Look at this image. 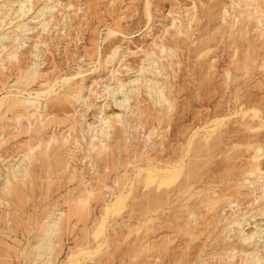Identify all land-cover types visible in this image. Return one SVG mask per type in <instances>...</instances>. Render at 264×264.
Wrapping results in <instances>:
<instances>
[{"label": "rangeland", "instance_id": "obj_1", "mask_svg": "<svg viewBox=\"0 0 264 264\" xmlns=\"http://www.w3.org/2000/svg\"><path fill=\"white\" fill-rule=\"evenodd\" d=\"M55 1H57V3L59 2L60 4L57 6L58 9L56 12H54V15L52 17L53 25H51V28H50L52 32L49 30L48 31V33L50 32L49 34L42 33L39 30V25L37 26L35 25L36 28L34 31L32 30V31L27 32L29 42H28V39H26L25 43H23L19 47L20 52L18 53L19 55L17 54L19 60L17 59L16 61H12V63L8 62L9 65L5 61L3 64L4 67L2 68L0 67L1 69L4 68L3 72L0 69V71L2 72L0 73V99L4 95L10 94V92L14 93L16 91V87L13 86L15 85L14 81L16 77L24 69L33 66L32 64H35V66L37 65L35 68L37 69V71H39L38 80L35 81L34 85L31 84L29 87H26L27 89L23 91V96H27L30 93L32 96L35 95V93H37L36 88L40 86L39 83H43L42 86H45L46 84H48L47 79H50L49 83L53 84L54 81H60L63 77L69 76L70 83L74 84L76 82L75 85L77 87H82L83 85L81 90H83L84 92L81 91L82 92L81 95L83 94L82 97H85V98L83 99L82 97L81 98L77 97L78 99L77 98L71 99L69 100L70 102L69 101L66 102L62 98L61 99L59 98V100L58 99L56 100L54 98L55 94H48V95L44 94L41 96V102L42 104H45V105L40 109V111H38L40 112L41 115L35 114L33 117L31 116V114L27 113L28 115L26 114L24 115V117L22 116L18 118L16 116L17 113L15 112H9V111L6 112L4 111V108L1 109L2 111L0 110V113L1 112L4 113V114L2 113V115L0 114L1 115L0 116V119H1L0 120V123H1L0 124V173H2L1 172L2 169L3 170L5 169L3 167L5 164H8V162L10 161L13 162L21 156L22 153L20 151H22L25 148V146L27 147L28 145H31L33 143L34 144L39 143L41 144L42 147H44L43 145H46L48 141L50 142L51 140L50 144L48 143L49 145L52 144V140L54 141L53 142L54 144H52L54 147L51 145L48 149L49 152L47 151L49 154L48 158L44 159L42 162L37 161V168H36L37 177L35 176L34 177L35 179L33 178L34 179L33 180V183H34L33 190L35 187L37 189L35 188L34 191L33 190L26 191L27 195L24 198L28 201L25 200V202L22 203L21 205V207L23 206L22 208H20V206L16 205L15 203L14 205L12 204V208L10 207L9 212H13V215L16 214L17 216L16 218L12 219L14 220L13 221L14 224L10 223L12 222L11 220L5 223V219L0 218V233H1L0 239H2V241H0V244H1L0 245V253H1L0 257L2 255H3L2 256L3 258L7 257V258H4V260L1 257L0 262L7 261L6 264H29L30 262H29V258H28L29 256L27 252H28L30 245L34 243V241L32 240H34L33 238L35 235H37V232H38L37 223H39L43 219V217L45 216L44 213L49 214L51 213V211L55 210L56 208H62V207L65 208L64 206L65 203L63 204L64 202L63 198L65 200L70 195L72 194L75 195L76 193H78L77 191H80V189H82L84 186L90 185V186H93V188H95V193H97L95 199L91 202V206H93L92 210H94L93 211V216H94L93 223L88 221L87 222L88 225L85 226L83 222L81 221L76 222L75 219L72 218L74 222L71 220L68 226L69 229L68 227H66L64 231L65 233L63 232L61 245L63 246L64 243L65 245L63 247L61 246L63 249L60 247L61 249H59V252L61 251L62 252L58 253L57 259L54 264H60V263L61 264H98V263L99 264H103V263L104 264H140L141 262L145 264L144 263L145 261H146V264H207V263L208 264L210 263L212 264H223V263L224 264H234L235 260L236 262L238 261V264H239L240 263V260H238L239 256L235 257L231 261L225 260V258L227 256V253L228 255L231 254L230 251H232V253L237 252V250L244 249V247H245V250H248V251H251L257 247L258 248V249L256 248L257 255L260 254L259 256L261 257V264H264L263 263L264 262V231L261 234L262 239L256 238V242H259V243H256V245L254 243H252L253 245L250 244L252 247H250V245H248L249 246L248 247L247 244H244L241 241H239L234 232L233 233L231 232L230 239H226V238L224 239V236L226 235L224 233L225 229L229 227L232 220L234 221V218H236L235 220H237V218L239 220L249 218L248 223L243 224L244 225L243 229L246 232L249 230L252 231L253 229H255V227L264 228V197H263L264 195L262 194V192L260 193L261 191L260 189L255 190V188H253L251 185L250 187L249 183L243 178L244 172L251 166V165L249 166V164H254L256 162L257 164H261V166L259 165V167L262 169V171L264 170V155H263L264 154V41L261 37H259L258 30L255 29V27L252 29V27L255 26L257 22H255L253 18H248L246 20L247 17L245 16H243L245 17V19L242 18V21L244 22L240 21L241 16L238 17V20L235 19L234 17L237 14V7L235 8L234 4L231 3L233 0H114V1H111V0H55ZM242 5H243V2L240 3V6ZM221 6H224V8L228 10L224 9L223 11L222 10L223 7ZM227 6H229V8ZM263 6H264V1H262V7ZM190 12L191 13L195 12L194 17L192 18L193 21L191 22H189V18L191 16ZM185 16H186V20H185ZM173 17L174 18L177 17L176 19H179L180 23H182V25H185L182 28H183V31L185 32L187 31L186 34L183 31L181 33H177V24L175 25L172 24ZM233 18L235 20H233ZM222 19L226 20L227 22L223 21ZM251 19L253 23L251 22ZM221 20L222 22H225V23L223 24ZM35 21L36 19L31 20L30 22L35 23ZM238 21H240L242 25ZM249 21L251 24H254V25H251ZM235 22L237 25H235ZM32 23L30 24V26L34 25ZM188 23H191V24L188 25ZM247 26H250V28ZM188 30H190V32ZM255 30L257 32L254 33L253 35V32H255ZM60 33L62 34L60 35ZM147 34L148 35L150 34L151 36L150 35L148 36ZM231 34L232 35L234 34V35L232 36ZM50 36H51V39H50ZM184 36L186 39L184 38ZM248 36L249 37L251 36V37L248 38ZM254 36H255L256 42L254 40ZM154 37H155V41H154ZM41 39L42 41L40 42ZM161 40L163 43L161 42ZM258 40L260 41L257 42ZM33 41H36L37 44L36 42L33 43ZM160 43H162L164 46L166 45L165 48H167V50L168 49L171 50L172 48L171 51L168 50L169 56L167 55L168 53L160 54V50L158 46H156ZM253 44L256 46L259 45L258 48H256V46L254 47ZM35 46H37L38 51H39V55H37L38 58L37 56L34 55L37 50ZM237 46H239V48ZM254 48H255V51H254ZM111 49L113 50L116 49L117 55L114 60L106 62L105 61L106 56L112 51ZM225 49H227V51ZM237 50L241 51V53L238 52ZM150 51L155 52V54L157 53L156 56L157 55L159 57L162 56V58L158 59V62L160 66L162 65L161 71L163 74H158L155 76H153L152 73H148V72H146L145 74L146 76L149 75L147 77H154L156 80L160 79L157 81H160L161 82V83L159 82L160 84L163 83L162 84L163 87L165 86L164 91L169 101L171 102L172 106L163 107L164 106L163 105L161 106L162 107L161 108L158 105H154L155 107L154 106L151 107V105L153 104L151 100L149 99L148 95L145 96L147 94L145 89L142 88V90H144L143 92L141 91V89L138 90L136 93H133L131 95L133 98L132 99L130 98L128 101L130 105L137 103L136 107H132L133 108L132 111L134 113L132 114L130 113V110H127V109L125 110L127 112L126 114L127 119L130 118L129 121L131 123V126H134V124H138V122H141V127L139 126L136 129V130H139V129L140 130L137 132L133 130L132 127H130V128H127L128 130L122 132L121 130L119 131V128L120 129L122 128V127H119L120 124L119 123L117 124L116 122H114V126L115 125L116 126L115 128H113V130H111V133L112 131L113 133L111 134L109 138L110 140L108 141V143L114 140L115 142L114 143L112 142L113 144L110 143V145L111 146L113 145V146L112 147L110 146V148H107V149H111V151L109 152V150L107 151L106 149V151L102 154H96L95 152L91 151V155H92L91 163L89 162L90 161L89 159L80 160L82 156L80 157L79 154L80 152H82L81 155H83L84 150H81V149L78 150L76 148L77 145L74 143V140L75 138L76 139L79 138V140L81 139L80 144L82 145V147L86 148L85 147L87 146L86 141L88 142L89 140L88 136L91 135L90 134L91 132H89L88 124H94V125L97 124L96 121H98V119L101 116H103L104 113L105 115L107 114L110 115L112 113L116 114V113L122 112V110L125 112V110L120 108L119 106L116 107V105L113 103L114 102L113 98L111 96L108 97V94L105 95L101 88H103L104 85H110V87L114 85L116 80L111 79L112 75H115L116 79H121L122 82L124 83H129L131 80L135 79L138 75L137 73H139V70H138L139 67L141 68V66L145 63L144 54ZM235 51H237L236 53H238L237 54L238 57L236 56ZM33 52L34 54H32ZM239 53H240V57H239ZM0 54L2 56L4 55L2 53ZM232 55H234L235 57ZM122 56H124V59H122L123 58ZM165 57L166 58L168 57V59H170V60L166 59L167 62L169 61L168 63L165 61L164 59ZM232 57H233V60L231 59V61L235 63H232L231 65L230 58ZM236 57L238 58V60L236 59ZM258 57H260V59ZM34 58H36V60ZM26 60L27 61L29 60V62L27 63ZM161 60L163 62H161ZM208 62L210 63L209 66H208L209 64ZM14 63H16V65ZM177 63L179 66L177 65ZM108 64H111V65H108ZM19 66L23 68H20ZM227 66L230 69V71H228L229 69L226 68ZM7 67L10 69L12 67L14 68H12L9 71ZM115 68L117 69V71ZM210 68L212 71L210 70ZM80 71L82 74L80 73ZM115 71L118 73H116ZM44 72L46 75L44 74ZM227 72L231 74L229 77V80L225 79L227 78V75H226ZM53 73L55 74V76L57 75L56 78ZM207 74H208V77H207ZM70 75H73V76H70ZM223 75L224 77H221ZM4 77L6 78V80ZM210 77H212L213 79L211 80ZM223 79H225L227 83ZM209 80L212 82H210ZM222 80L225 83H223ZM92 82L93 83L95 82L94 85ZM223 84L225 85V87ZM12 86L14 88H12ZM94 88H95L96 93L94 92L93 94H91L92 92L90 93L88 90L89 89L93 90ZM221 88L225 92L221 90ZM55 89L56 90L58 89L57 92L59 93L62 92L61 82L55 85ZM59 89L61 92L59 91ZM135 94H137L138 97ZM93 95L95 98L93 97ZM117 97H118L117 100H119L120 95L118 94ZM110 98L111 100H109ZM104 100L106 101V103ZM137 100L139 101L137 102ZM50 101H53V102H50ZM72 101L75 103L73 104L74 107L71 105L73 103ZM90 102L92 103L93 106H91ZM96 102H99V103L97 104ZM65 104L67 105L65 106ZM103 104L104 106L106 104V106L104 107ZM54 105H57V106H54ZM47 108L50 113L48 112V110H46ZM84 108H87L86 109L87 112ZM130 108L131 107H128V109ZM167 108L168 109L170 108L169 111ZM151 109H153V111ZM155 109L156 111H154ZM137 110H138V114L136 113ZM41 111H45V112H41ZM164 111H168V112L164 113ZM142 113H143V116H142ZM77 114L80 117L76 116ZM159 114H161L163 117H161V115ZM66 115L69 117H67ZM139 115L141 116L139 117ZM41 116L44 119L42 121L43 123H42L40 130L37 132H33L32 134L31 132H28L27 129H33V130L36 129V126L34 124L36 120H38L37 117L39 118V120L42 119ZM83 117L85 119H82ZM27 118H28V121H27ZM143 119H145L144 120L145 124L142 123ZM218 119H219V122L217 121L213 122V120H218ZM18 120H22V121L18 122ZM159 121H161V123ZM25 123L26 124L28 123L29 125L28 124L25 125ZM71 124L72 126L70 129ZM13 126H15V128ZM79 126L82 128H80ZM85 127H87L88 129L87 128L85 129ZM151 127L156 132H154L153 134L154 136L152 135L151 139L153 140L150 139V141L148 142V140L146 141L145 137L148 131L152 129ZM212 128H215V129L211 130ZM80 129L82 130L80 131ZM72 132L73 134H71ZM124 133L126 135H124ZM42 134L43 136H41ZM62 134L64 137L65 136L68 137L67 144L63 142L64 138ZM114 134L116 135L114 136ZM51 135H54V136H51ZM72 135L73 137H71ZM76 135H78V138L75 137ZM30 136H34V137H31L32 139L29 140ZM125 136H127L126 140L128 143H130V145H127V143L124 142L123 139ZM140 136H142L143 138ZM191 136L193 137L192 144H191V151L189 152V156L185 158L186 164L188 163V160L190 161L192 160L191 161L192 169L189 172V174L186 171V169H183L182 171L183 173L181 172L175 179L169 178L168 180H165L163 182L164 185L160 184L159 183L160 180L157 178L152 183L146 185V183H144V181L142 180L144 178L142 176L143 172L140 173V175L139 174L137 175L135 167L137 165L145 166L146 162L148 161L149 162L151 161L150 162L151 165L152 164L170 165L171 163H174L176 159H178L179 155L183 154V151L186 149L187 142ZM38 140H40V142H38ZM140 140H142V142ZM119 141L120 142L123 141V142L120 143ZM61 142L63 143L61 144ZM118 142L119 144H117ZM123 143H126L127 145L125 149H123L122 146L121 147L119 146L120 144H123ZM204 143H205V146L201 145ZM138 144L140 145L137 147ZM62 146L64 147L63 149H62ZM143 146H146V148ZM259 146L262 148V151H260L262 153H260L259 151L257 153L256 149ZM71 147L72 149L69 151ZM128 147L129 149H127ZM50 148L52 151L50 150ZM116 149L118 150L117 151L118 153L115 152ZM40 150L41 149H39L38 151L40 152ZM127 150H128V153L126 152ZM55 151H56V154H55ZM130 151H131V154H130ZM255 151H256V154H260L258 161L253 160V156H254L253 153ZM92 153L95 154L97 157L96 156L93 157ZM126 153L128 155H125ZM251 153H252V156L250 155ZM74 154L77 159L74 157ZM103 154L104 155L106 154V155L104 156ZM141 154L143 156H141ZM146 154H147V157H146ZM65 156L66 157L68 156V157L66 158ZM53 157L54 158L57 157L56 160L58 164H56L57 162H55L56 160ZM100 157L101 159H99ZM130 157L132 161H134V163L136 162L135 164L130 162L131 160ZM141 157H144V158L141 159ZM152 157L155 161L152 159ZM112 158H113V161H112ZM135 158L138 159V161ZM66 159H68L70 163L68 162V160L66 161ZM115 159L116 160L118 159L116 163L114 161ZM121 159H122L121 162H124L122 164L120 162ZM140 159L142 161H140ZM59 161L60 163L62 162V165L59 163ZM80 161H81V164H80ZM251 161L252 163H250ZM127 163L130 164L128 165L129 167H127ZM65 164H67L66 169H64ZM117 164L118 165L120 164L119 165L120 167H118ZM228 164L229 165L233 164V165L231 167ZM83 165L86 167V170ZM78 166H80L81 169ZM97 167H99L98 170H97ZM100 168H102L101 169L102 171L99 170ZM45 169L47 170V172L45 171ZM79 169L81 170V172ZM92 169L93 171H91ZM215 169L217 171L216 173L213 172ZM71 170L72 171L77 170V172H79L82 175L77 173V176L71 181L69 179L70 173L72 172ZM205 170H206V173H205ZM57 171L59 172L56 173ZM233 172L235 173L234 175H233ZM64 173L65 174L67 173L66 174V177L68 176L67 178L65 177ZM123 173L124 174L127 173V174L124 175ZM44 174L46 175V177ZM101 174L103 177L102 176L100 177ZM211 174L212 176L208 178ZM59 175L60 176L62 175V176L58 178ZM120 175L121 177L125 176L123 177V180L125 182V187H123L122 189L123 193L120 194L119 192H117L116 194H113L108 197L107 200L111 202V203L109 202V204L114 205V208L113 210H110V212L106 213L100 206L102 204V199L105 198V195H106V194L104 195V193H106V190L103 187L104 186L103 184L107 186L110 185L111 187L116 189L115 185L112 186L114 184L113 181L118 179V183H119L120 179H122ZM188 175H189V178H188ZM39 176H41L42 178ZM191 176L193 179L191 178ZM213 176L215 178H213ZM216 177L218 178L217 180H216ZM79 178H82V179L80 180ZM194 178H196V181ZM83 179L85 180L87 179L88 180V181L86 180L87 183ZM90 179H92V181ZM89 180L91 182H89ZM84 182L86 185L83 184ZM215 183L217 186L215 185ZM232 183L235 184L234 185L235 187L233 186ZM241 184H244V185H241ZM40 185L43 188H41ZM67 185L68 186L70 185L69 188H67L68 187ZM41 189L45 193H43ZM161 189L163 190V193L165 192L164 198H163V193H160L162 192ZM196 189H197V192H195ZM235 190L237 192H235ZM257 190L258 191L260 190V191L258 192ZM203 191L205 193H203ZM248 191L249 193H247ZM124 193L125 194L127 193L126 197L125 198L120 197ZM182 193L183 194L186 193V194L183 195ZM201 193H203L204 195ZM214 193H216L217 195ZM198 195L201 197H199ZM189 196L190 198L191 197H194V198L190 199ZM213 196L215 198H213ZM222 196H223V199L226 196L230 198V199L225 198L226 200H228L227 203L225 199L222 200ZM159 197H161L160 200H158ZM120 198H123V199H120ZM218 199H220L221 203L222 201L224 203L220 205L219 204L220 202L218 201ZM232 200L234 201V203ZM95 201L97 202L95 203ZM195 201H198V202H195ZM210 201L215 202L214 208L208 207ZM54 202H55V205L53 204ZM155 202H158V203H155ZM216 203L217 205L219 204L218 206H220V208L216 205ZM228 203L232 205L229 204L230 205L229 206ZM47 205H48V208H47ZM14 206H15V209H14ZM52 206L54 208H52ZM151 206L155 208H151ZM4 210H8V208L6 209H4V207L0 208V211H2V214L5 212ZM36 210H38L39 212ZM40 212H43V214H41ZM191 213L193 214L191 215ZM2 214L0 216H2ZM200 214H203V215H200ZM220 214H222L221 216L223 218L220 217ZM22 215H25V217L23 216V219H22ZM233 215L235 216L233 217ZM191 216H193L192 219H191ZM194 216H196V218ZM188 217H190V219H188ZM224 218L226 219L228 218L227 222H225L226 219ZM196 219L199 221L195 222ZM2 220L4 221L2 222ZM16 220L19 221L21 224L17 222ZM27 220L29 221V223H27ZM213 220H215L217 223ZM183 221H185V223ZM188 223H191V224H188ZM194 223H195V226H194ZM207 223L208 224L210 223V224L208 225ZM71 224L74 225L75 230L73 226H70ZM185 224L188 226H186ZM224 224L226 226H223ZM11 225L13 227L14 226L16 227L14 228L10 227ZM179 225L180 226L182 225V227H180ZM213 225L215 226V228ZM4 227L6 230H4ZM7 227L13 228L14 231L11 233V230L13 229L10 230V228H7ZM34 227H35V230H34ZM85 227L87 228V230ZM200 227L203 231L199 229ZM192 228L194 229L192 230ZM147 229H150V230L147 231ZM75 232L76 233L78 232L77 235H75L76 234ZM80 232H81V235H80ZM70 234L72 236H70ZM65 235L66 236L69 235V238L65 237ZM220 235H221V238H220ZM8 236L10 238H8ZM71 237L73 241L71 240ZM164 238L165 239L167 238L166 239L167 241ZM117 241L119 243H117ZM236 242L239 245L238 244L236 245ZM13 243H14V246H11L13 245ZM104 243H107V245L104 246L100 250L101 252L97 251L98 250L97 248H99L101 245H104ZM142 244L143 245L145 244V246L143 247ZM111 246H116V247L114 248ZM118 246L120 247L121 250L118 249L119 248ZM4 247L7 248L6 251L4 250L5 249ZM115 249L118 251H116ZM70 250H73V251L75 250L71 258L70 256H68V252ZM4 251H5V254L3 253ZM83 251H85V253H82ZM102 254L103 255L106 254V255L103 256ZM108 254H109V257H108ZM111 254H113V256ZM8 257L10 259H8ZM218 257H220V259ZM222 257L225 261H222L221 259ZM12 260L13 262H11ZM219 260L221 261L219 262Z\"/></svg>", "mask_w": 264, "mask_h": 264}, {"label": "bare ground", "instance_id": "obj_2", "mask_svg": "<svg viewBox=\"0 0 264 264\" xmlns=\"http://www.w3.org/2000/svg\"><path fill=\"white\" fill-rule=\"evenodd\" d=\"M111 1H114V0H111ZM262 1H264V0H236V1H232L231 3H233L234 4V6H235V8L237 7V14L235 15V19H237L238 20V17H240L241 16V19H240V21H242V18L243 19H245V17H247L246 18V20L248 19V18H253L254 19V21L255 22H257V24L255 25V26H253L252 27V29L255 27V29H257L258 30V35H259V37H261L262 39H263V41H264V6L262 7ZM241 2H243V5L242 6H240V3ZM110 3V2H109ZM60 3L58 2L57 3V1H55V0H0V53H2V54H4L3 56L0 54V67L2 68V67H4L3 66V64H4V62L6 61L7 62V64L9 65V63L8 62H11L12 63V61H16L17 59H18V56H17V54L20 52L19 51V47L23 44V43H25V41H26V39H28V34H27V32H29V31H34L35 30V28H36V26L37 25H39V30L42 32V33H48V31L50 30V28H51V25H53V22H52V17H53V15H54V12H56L57 11V9H58V5H59ZM232 4V5H233ZM233 6V7H234ZM180 7V6H179ZM221 7H223V11H224V6H221ZM228 8H229V6H227ZM174 8V7H173ZM177 8V7H176ZM192 8V7H191ZM203 8H204V6H203ZM234 9V8H233ZM174 10H176V9H174ZM180 10V9H179ZM195 10V9H194ZM225 10H228V9H225ZM187 11V10H186ZM230 11V10H229ZM226 12V11H225ZM224 12V13H225ZM228 12V11H227ZM232 13V12H231ZM188 14V13H187ZM190 14H191V16H190V18H189V22H191V21H193L192 20V18L194 17V15H195V12L194 13H191L190 12ZM229 14V13H228ZM233 14V13H232ZM150 15V14H149ZM175 15H176V13H175ZM226 15V14H225ZM229 16V15H228ZM243 16H245V17H243ZM178 17V16H177ZM176 17V18H177ZM183 17V16H182ZM181 17V18H182ZM224 17V16H223ZM176 18H174L173 17V20H172V24L173 25H175V24H177V33H181L182 31H183V26H185V25H182V23H180V21H179V19H176ZM233 18V20H235ZM34 19H36V21H35V23H32V22H30L31 20H34ZM225 19H226V17H225ZM228 19V18H227ZM185 20H186V16H185ZM223 20V19H222ZM222 20H221V22H222ZM232 20V21H233ZM223 21H226V20H223ZM240 21H238V22H240ZM186 22H188V21H186ZM227 22V21H226ZM234 22V21H233ZM242 22H244V21H242ZM251 22H252V19H251ZM254 22V23H255ZM34 24L33 26H30V24ZM184 23V22H183ZM223 24L225 23V22H222ZM249 23H250V21H249ZM253 23V22H252ZM189 24H191V23H188V25ZM193 24V23H192ZM222 24V25H223ZM240 24L242 25V23L240 22ZM251 24V23H250ZM249 24V25H250ZM36 25V26H35ZM171 25V24H170ZM227 25V24H226ZM232 25H233V23H232ZM232 25H231V27H232ZM235 25H237L236 24V22H235ZM234 25V26H235ZM251 25H254V24H251ZM191 26V25H190ZM229 26V25H228ZM256 26H257V28H256ZM175 27V26H174ZM173 27V28H174ZM187 27V26H186ZM222 27V26H221ZM247 27H249L250 28V26H247ZM52 28H54V27H52ZM63 29V28H62ZM189 29V28H188ZM252 29H250V30H252ZM61 30V29H60ZM185 30V29H184ZM249 30V29H248ZM51 31V30H50ZM150 31V30H149ZM189 32H190V30H188ZM234 31V30H233ZM36 32V31H35ZM52 32V31H51ZM65 32V31H64ZM185 34H186V32L185 31H183ZM226 32H228V31H226ZM257 31L255 30V32H253V35H254V33H256ZM50 33V32H49ZM48 33V34H49ZM231 33V32H230ZM232 33H234V32H232ZM236 33H237V31H236ZM62 33H60V35H61ZM176 34V33H175ZM209 34V33H208ZM246 34V33H245ZM35 35V34H34ZM39 35V34H38ZM37 35V36H38ZM148 35V34H147ZM150 35V34H149ZM148 35V36H149ZM184 35V34H183ZM227 35V34H226ZM232 35V34H231ZM234 35V34H233ZM232 35V36H233ZM247 35V34H246ZM257 35V36H258ZM48 36V35H47ZM65 36V35H64ZM151 36V35H150ZM180 36H182V35H180ZM231 36V37H232ZM238 36V35H237ZM236 36V37H237ZM256 36V37H257ZM44 37V36H43ZM236 37H234V38H236ZM251 37V36H250ZM249 36H248V38H250ZM58 38V37H57ZM152 38V37H151ZM157 38V37H156ZM184 38H185V36H184ZM233 38V37H232ZM39 39H40V37H39ZM48 39V38H47ZM50 39H51V36H50ZM159 39V38H158ZM186 39V38H185ZM252 39V38H251ZM153 40V39H152ZM160 40V39H159ZM158 40V41H159ZM224 40V39H223ZM248 40H250V39H248ZM254 40H255V42H256V39H255V36H254ZM42 41V39L40 40V42ZM44 41V40H43ZM154 41H155V37H154ZM153 41V42H154ZM157 41V40H156ZM234 41V40H233ZM245 41V40H244ZM252 41V40H251ZM260 40H258L257 42H259ZM28 42H29V39H28ZM36 41H33V43H35ZM39 42V43H40ZM161 42H162V40H161ZM220 42V41H219ZM255 42H254V44H255ZM39 43H38V45H39ZM43 43V42H42ZM45 43V42H44ZM112 43V42H111ZM157 43V42H156ZM155 43V44H156ZM163 43V42H162ZM162 43H160V44H158V45H156V46H158V48H159V50H160V54L161 53H168L167 55L169 56V52H168V50H167V48H165V46L162 44ZM225 43V42H224ZM231 43H232V41H231ZM235 43V42H234ZM236 43H237V41H236ZM235 43V44H236ZM249 43V42H248ZM253 43V42H252ZM36 44H37V42H36ZM253 44V45H254ZM259 44V43H258ZM28 45V44H27ZM37 45V46H38ZM43 45V44H42ZM231 45V44H230ZM232 45H234V44H232ZM237 45V44H236ZM235 45V46H236ZM34 46V45H33ZM37 46H35V48L37 49L36 50V52H35V54H34V52L32 53V54H34L35 56H37V55H39V51H38V48H37ZM46 46V45H45ZM256 45H254V47H255ZM259 46V45H258ZM258 46H256V48H258ZM261 46V45H260ZM119 47V46H118ZM238 48H239V46H237ZM249 47H251V46H249ZM23 48V47H22ZM126 48V47H125ZM124 48V49H125ZM227 48V47H226ZM253 48V47H252ZM118 49V48H117ZM120 49V48H119ZM236 49V48H235ZM112 51L106 56V59H105V61L106 62H108V61H112V60H114L115 59V57H116V55H117V50L116 49H111ZM150 50V49H149ZM152 50V49H151ZM156 50V49H155ZM171 50H172V48H171ZM171 50H169V51H171ZM221 50V49H220ZM226 51H227V49H225ZM242 50V49H241ZM33 51V50H32ZM192 51V50H191ZM238 51V50H237ZM237 51H235V54H236V56H237V54L238 53H236ZM254 51H255V48H254ZM127 52H128V50H127ZM126 52V53H127ZM238 52H240L241 53V51H238ZM252 52V51H251ZM23 53V52H22ZM119 53V52H118ZM145 53V52H144ZM233 53V52H232ZM240 53H239V57H240ZM255 53V52H254ZM105 54V53H104ZM157 54V53H156ZM156 54H155V52H146L145 54H144V58H145V63L141 66V68L139 67V73H137L138 75H137V77L135 78V79H133V80H131L129 83H124V82H122V80L121 79H116V76L115 75H112V80H116L115 81V83H114V85L113 84H111V85H113L112 87H110V85H104V87L103 88H101L102 89V91L104 92V94L105 95H107L108 94V97L109 96H111L112 98H113V103L116 105V107L117 106H119L120 108H122V109H127V110H130V113H134L133 111H132V107H136L137 106V103H134L133 105H130L129 103H128V101H129V99L131 98H133L131 95L133 94V93H136L138 90H140L141 89V91L143 92L144 90H142V88H144L145 89V91H146V95L145 96H147L148 95V97H149V99L151 100V102H152V104L153 105H151V107L152 106H154V105H158V106H163V107H171L172 105H171V102L169 101V99H168V97L166 96V93H165V91H164V87L162 86V84H160L161 82L160 81H157V80H160V79H155L154 77H147V76H149V75H147L146 76V72H148V73H152L153 74V76H155V75H158V74H163L162 73V71H161V66H160V64H159V62H158V59H160V58H162V56L161 57H159L158 55L156 56ZM170 54H171V52H170ZM234 54V55H235ZM19 55V54H18ZM127 55V54H126ZM197 55V54H196ZM231 55V54H230ZM234 55H232V56H234ZM254 55V54H253ZM34 56V57H35ZM125 56V55H124ZM124 56H122L123 58L122 59H124ZM165 56H166V54H165ZM171 56H172V54H171ZM255 56V55H254ZM263 56V55H262ZM40 57V56H39ZM235 57V56H234ZM238 57V56H237ZM236 57V59L238 60V58ZM30 58V57H29ZM33 58V57H32ZM37 58H38V56H37ZM259 59H260V57H258ZM258 58H256V59H258ZM263 58V57H262ZM261 58V59H262ZM28 59V58H27ZM35 60H36V58H34ZM121 59V58H120ZM165 59V61H166V59H168V57L166 58H164ZM173 59V58H172ZM231 59L233 60V57L232 58H230V61H231ZM19 60V59H18ZM34 60V61H35ZM143 60V59H142ZM163 60V59H162ZM161 60V62H163ZM168 60H170V59H168ZM229 60V59H228ZM235 60V59H234ZM27 61V60H26ZM31 61V60H30ZM160 61V60H159ZM177 61V60H176ZM29 62V60L27 61V63ZM39 62V61H38ZM114 62V61H113ZM142 62V61H141ZM167 62V61H166ZM169 62V61H168ZM167 62V63H168ZM171 62V61H170ZM20 63V62H19ZM31 63V62H30ZM34 63V62H33ZM41 63V62H40ZM116 63V62H115ZM120 63V62H119ZM118 63V64H119ZM165 63V62H164ZM179 63V62H178ZM178 63H177V65H178ZM209 63V62H208ZM232 63H235V62H232L231 61V65H232ZM6 64V63H5ZM15 65H16V63H14ZM26 64V63H25ZM37 64H39V63H37ZM121 64V63H120ZM162 64V63H161ZM173 64V63H172ZM13 65V64H12ZM14 65V66H15ZM19 65V64H18ZM33 66H31V67H29V68H26V69H24L17 77H16V79H15V85H13V86H15L16 87V91L13 93V92H10V94H8V95H4L1 99H0V110L2 109V108H4V111H6V112H15V113H17V117L18 118H20V117H24V115H26L27 113H29V114H31V116L33 117L35 114H37V115H41L40 114V112H38V111H40V109L45 105V104H42V102H41V96L42 95H44V94H55V99L57 100H59V98L61 99H63L64 101H69V100H71V99H76L77 97L78 98H81L82 97V95H81V93L82 92H84L83 90H81V88L83 87V85H82V87H77L75 84H76V82L74 83V84H72V83H70V78H69V76L68 77H63L60 81H54V83L53 84H51V83H49V80L50 79H47V77H46V79L48 80V84H46L45 86H42V84L43 83H39L40 84V86L38 87V88H36V90H37V93H35V95H31V93L30 94H28L27 96H23V91L25 90V89H27L26 87H29L31 84H33L34 85V83H35V81H37L38 80V72L39 71H37V69L35 68L36 66H35V64H32ZM108 65H111V64H108ZM165 65V64H164ZM176 65V66H177ZM210 65V63L208 64V66ZM212 65H214V64H212ZM230 65V66H231ZM247 65V64H246ZM24 66V65H23ZM27 66H28V64H27ZM30 66V65H29ZM39 66H41V65H39ZM38 66V67H39ZM115 66H117V65H115ZM167 66V65H166ZM168 66H169V64H168ZM179 66V65H178ZM229 66V65H228ZM228 66L226 67L227 69H229L228 68ZM234 66H235V64H234ZM9 67V66H8ZM7 67V69H9V71L12 69V68H14V67H12L11 69L10 68H8ZM16 67V66H15ZM20 67V66H19ZM212 67V66H211ZM232 67V66H231ZM230 67V68H231ZM0 68V69H1ZM6 68V67H5ZM20 68H23V67H20ZM234 68V67H233ZM262 68V67H261ZM4 69V68H3ZM3 69H1V71L3 72ZM17 69V68H16ZM116 69V68H115ZM136 69V70H137ZM166 69V68H165ZM209 69V68H208ZM18 70V69H17ZM79 70H80V68H79ZM129 70V69H128ZM210 70H211V68H210ZM209 70V71H210ZM213 70H214V68H213ZM232 70V69H231ZM0 71V73H2ZM7 71V70H6ZM5 71V72H6ZM116 71H117V69H116ZM115 71V72H116ZM212 71V70H211ZM226 71V70H225ZM228 71H230V69L228 70ZM19 72V71H18ZM43 72V71H42ZM41 72V73H42ZM113 72H114V70H113ZM112 72V73H113ZM10 73V72H9ZM80 73H81V71H80ZM111 73V74H112ZM116 73H118V72H116ZM136 73V72H135ZM175 73V72H174ZM212 73V72H211ZM4 74V73H3ZM2 74V75H3ZM44 74H45V72H44ZM54 74V73H53ZM78 74V73H77ZM82 74V73H81ZM81 74H79V75H81ZM115 74V73H114ZM151 74V75H152ZM221 74V73H220ZM226 74V73H225ZM224 74V75H225ZM5 75V74H4ZM3 75V76H4ZM8 75V74H7ZM11 75V74H10ZM46 75V74H45ZM73 75H75V74H73ZM73 75H70V76H73ZM118 75V74H117ZM215 75V74H214ZM224 75L223 76H221V77H224ZM227 78H225V79H228L229 80V77H230V75L231 74H229V72H227ZM48 76H49V74H48ZM51 76V75H50ZM54 76H55V74H54ZM57 76V75H56ZM56 76H55V78H56ZM120 76V75H119ZM52 77V76H51ZM207 77H208V74H207ZM5 78V77H4ZM14 78V77H13ZM79 78V77H78ZM120 78V77H119ZM122 78V77H121ZM159 78V77H158ZM211 78V80L213 79L212 77H210ZM232 78V77H231ZM44 79V78H43ZM52 79V78H51ZM225 79H223L224 81H225ZM5 80H6V78H5ZM4 80V81H5ZM42 80V79H41ZM56 80V79H55ZM110 80V79H109ZM111 80V81H112ZM125 80V79H124ZM127 80V79H126ZM223 80H222V82H223ZM74 81H75V79H74ZM162 81V80H161ZM210 81V80H209ZM208 81V82H209ZM6 82V81H5ZM4 82V83H5ZM50 82H52V81H50ZM59 82H61V86H62V92L60 91V89H59V91L61 92V93H59V92H57V90L55 89V85L57 84V83H59ZM160 82V83H159ZM210 82H212V81H210ZM226 82V81H225ZM225 82H223V83H225ZM93 83V82H92ZM95 83V82H94ZM94 83H93V85H94ZM109 83H111V82H109ZM227 83V82H226ZM38 84V85H39ZM91 84V83H90ZM106 84V83H105ZM129 84V85H128ZM4 85V84H3ZM81 85V84H80ZM79 85V86H80ZM224 85V84H223ZM228 85V84H227ZM226 85V86H227ZM12 86V88H14ZM89 86V85H88ZM57 87V86H56ZM85 87V86H84ZM90 87H92V86H90ZM90 87H88V88H90ZM94 87V86H93ZM221 87V86H220ZM224 87H225V85H224ZM224 87H223V89H224ZM31 88H32V86H31ZM87 88V87H86ZM84 89V88H83ZM222 88H221V90H223ZM35 90V89H34ZM85 90V89H84ZM87 90V89H86ZM82 91V92H81ZM91 94H93L94 92L96 93V91H95V88L92 90V89H89L88 90ZM100 91V90H99ZM224 91V90H223ZM225 92V91H224ZM90 93H88V94H90ZM99 93V92H98ZM97 93V94H98ZM223 93V92H222ZM102 94V93H101ZM120 95V98H119V100H117V95ZM86 95V94H85ZM96 95V94H95ZM135 95H137V94H135ZM144 95V94H143ZM99 96V95H98ZM134 96V95H133ZM140 96V95H139ZM51 97V96H50ZM93 97H94V95H93ZM105 97H107V96H105ZM137 97H138V95H137ZM77 98V99H78ZM83 99L85 98V97H82ZM90 98V97H89ZM92 98V97H91ZM95 98V97H94ZM102 98V97H101ZM141 98V97H140ZM98 99V98H97ZM135 99H136V97H135ZM46 100V99H45ZM54 100V99H53ZM62 100V101H63ZM81 100V99H80ZM85 100H87V99H85ZM94 100H96V99H94ZM93 100V101H94ZM99 100V99H98ZM97 100V101H98ZM109 100H111V98L109 99ZM144 100H145V98H144ZM143 100V101H144ZM61 101V100H60ZM63 101V102H64ZM76 101V100H75ZM89 101H91V100H89ZM92 101V102H93ZM105 101V100H104ZM134 101H136V100H134ZM133 101V102H134ZM139 100H137V102H138ZM235 101V100H234ZM44 102V101H43ZM50 102H53V101H50ZM70 102V101H69ZM68 102V103H69ZM73 102V101H72ZM86 102V101H85ZM84 103V102H83ZM91 103V102H90ZM97 104L99 103V102H96ZM105 103H106V101H105ZM109 103V102H108ZM73 104H75L74 102L71 104L72 106H73ZM142 104V103H141ZM167 104V105H166ZM53 105V104H52ZM64 105V104H63ZM67 104H65V106H66ZM80 105V104H79ZM101 105V104H100ZM99 105V106H100ZM139 105V104H138ZM143 105V104H142ZM51 106V105H50ZM54 106H57V105H54ZM84 106V105H83ZM82 106V107H83ZM91 106H93L92 105V103H91ZM90 106V107H91ZM98 106V105H97ZM103 106H104V104H103ZM102 106V107H103ZM105 106H106V104H105ZM104 106V107H105ZM141 106V105H140ZM146 106V105H145ZM71 107V106H70ZM74 107V106H73ZM103 107V108H104ZM128 107H131L130 109H128ZM148 107V106H147ZM155 107V106H154ZM68 108V107H67ZM141 108H143V107H141ZM162 108V107H161ZM52 109V108H51ZM79 109V108H78ZM85 110L87 109V108H84ZM83 109V110H84ZM106 109V108H105ZM145 109V108H144ZM158 109V108H157ZM168 109V108H167ZM170 109V108H169ZM169 109H168V111H169ZM43 110V109H42ZM46 110H48V108L46 109ZM68 110V109H67ZM120 110V109H119ZM152 111H153V109H151ZM2 111V110H1ZM58 111H60V110H58ZM88 111H89V109H88ZM102 111V110H101ZM135 111V110H134ZM147 111V110H146ZM154 111H156V109L154 110ZM168 111H164V113L165 112H168ZM41 112H45V111H41ZM48 112H49V110H48ZM55 112H57V111H55ZM64 112V111H63ZM78 112H79V110H78ZM81 112V111H80ZM84 112V111H83ZM86 112H87V110H86ZM103 112V111H102ZM115 112V111H114ZM143 112V111H142ZM161 112V111H160ZM172 112V111H171ZM2 113L3 112H1L0 114L2 115ZM50 113V112H49ZM70 113V112H69ZM77 113V112H76ZM82 113V112H81ZM104 113V112H103ZM108 113V112H107ZM106 113V114H107ZM137 114H138V110H137V112H136ZM152 113H154V112H152ZM152 113H151V115H152ZM156 113V112H155ZM4 114V113H3ZM14 114V113H13ZM59 114V113H58ZM66 114V113H65ZM79 114V113H78ZM78 114L76 115V116H78ZM84 114H86V113H84ZM99 114V113H98ZM98 114H96V115H98ZM100 114H101V112H100ZM99 114V115H100ZM113 114V113H112ZM112 114H110V115H105V113H104V115L103 116H99L100 118L98 119V121H96L97 122V124H88V128H89V132H91L90 134V136H88L89 137V140H88V142L86 141V145L87 146H85L86 148H84V147H82V145L80 144V140H79V138H78V135H76L75 137H77L78 139H76L75 138V140H74V143L77 145L76 146V148L78 149V150H84V154L83 155H81L82 154V152H80V160H82V159H89L90 161V163H91V158H92V155H91V151H93V152H95L96 154H102V153H104L105 151H106V149L107 148H110V143L111 144H113L114 142H115V140L114 141H112V142H110V143H108V141L110 140L109 138H110V136H111V134L113 133V131H112V133H111V130H113V128H115V126H114V122H116L117 124L119 123L120 124V126L119 127H122L121 129L119 128V131L121 130L122 132H124V131H126V130H128L127 128H130V127H132V129L133 130H135V131H139V130H136L139 126L141 127V122H138V124H134V126H131V123H130V121H129V116H128V118L129 119H127V117H126V114H127V112H126V110H125V112L122 110V112H119V113H114L113 115ZM136 114V115H137ZM145 114V113H144ZM157 114V113H156ZM168 114V113H167ZM166 114V115H167ZM0 115V116H1ZM28 115V114H27ZM36 115V116H37ZM70 115V114H69ZM80 115V114H79ZM91 115V114H90ZM158 115V114H157ZM159 115H161V114H159ZM6 116V115H5ZM4 116V117H5ZM11 116V115H10ZM48 116V115H47ZM61 116V115H60ZM67 116V115H66ZM81 116V115H80ZM80 116H78V117H80ZM95 116V115H94ZM93 116V117H94ZM135 116V115H134ZM133 116V117H134ZM141 115H139V117H140ZM142 116H143V113H142ZM146 116V115H145ZM239 116V115H238ZM12 117V116H11ZM16 117V118H17ZM27 117V116H26ZM30 117V116H29ZM42 117V116H41ZM67 117H69V116H67ZM66 117V118H67ZM92 117V118H93ZM131 117V116H130ZM137 117V116H136ZM154 117V116H153ZM161 117H163L162 115H161ZM236 117V116H235ZM13 118V117H12ZM17 118V119H18ZM36 118V117H35ZM63 118V117H62ZM77 118V117H76ZM91 118V119H92ZM146 118V117H145ZM156 118H157V116H156ZM7 119H9V118H7ZM16 119V120H17ZM23 119H25V118H23ZM31 119V118H30ZM37 119L38 120H36V122H35V126H36V129L35 130H33V129H27L28 130V132H31V134L33 133V132H37V131H39L40 130V128H41V126H42V121H43V117H42V119L41 120H39V118L37 117ZM82 119H85L84 117L82 118ZM90 119V120H91ZM97 119V118H96ZM138 119V118H137ZM136 119V120H137ZM141 119V118H140ZM151 119V118H150ZM1 120V119H0ZM32 120V119H31ZM49 120V119H48ZM79 120V119H78ZM81 120V119H80ZM145 119H143V122L142 123H144L145 121H144ZM153 120V119H152ZM160 120V119H159ZM162 120V119H161ZM20 121H22V120H18V122H20ZM25 121V120H24ZM27 121H28V118H27ZM33 121V120H32ZM31 121V122H32ZM35 121V120H34ZM65 121H67V120H65ZM74 121V120H73ZM95 121V120H94ZM134 121H135V119H134ZM134 121H132V122H134ZM142 121V120H141ZM215 121H217V122H219V119L218 120H213V122H215ZM31 122H30V124H31ZM83 122V121H82ZM86 122V121H85ZM92 122V121H91ZM160 123H161V121H159ZM3 123V122H2ZM33 123V122H32ZM61 123V122H60ZM71 123V122H70ZM76 123V122H75ZM75 123H73V124H75ZM77 123H79V122H77ZM136 123V122H135ZM1 124V123H0ZM24 124V123H23ZM28 124V123H27ZM26 123H25V125H27ZM52 124V123H51ZM145 124V123H144ZM144 124H142V125H144ZM147 124V123H146ZM18 125V124H17ZM29 125V124H28ZM44 125H46V124H44ZM49 125H50V123H49ZM79 125V124H78ZM81 125V124H80ZM86 125V124H85ZM217 125V124H216ZM19 126V125H18ZM23 126V125H22ZM31 126V125H30ZM29 126V127H30ZM71 126H72V124L70 125V129H71ZM77 126V125H76ZM151 126V125H150ZM205 126V125H204ZM14 128H15V126H13ZM20 127V126H19ZM80 127V126H79ZM153 127V126H152ZM151 127V128H152ZM47 128V127H46ZM76 128H78V127H76ZM80 128H82V127H80ZM87 127H85V129H86ZM87 128V129H88ZM168 128H170V127H168ZM69 129V128H68ZM73 129H74V127H73ZM215 128H212L211 130H214ZM79 130V129H78ZM82 129H80V131H81ZM115 130V129H114ZM117 130V129H116ZM147 130V129H146ZM146 130H144V131H146ZM150 130V129H149ZM19 131V130H18ZM68 131H70V130H68ZM76 131V130H75ZM85 131V130H84ZM148 131V130H147ZM43 132V131H42ZM74 132V131H73ZM73 132L71 133V134H73ZM130 132V131H129ZM132 132V131H131ZM154 132H156V131H154V129L152 128L150 131H148V133L146 134V141L148 140V142L150 141V139L152 138V135L154 134ZM39 133V132H38ZM37 133V134H38ZM59 133H61V132H59ZM77 133V132H76ZM81 133H83V132H81ZM86 133H87V131H86ZM190 133V132H189ZM70 134V133H69ZM131 134V133H130ZM139 134V133H138ZM86 135V134H85ZM116 134H114V136H115ZM122 135V134H121ZM124 135H126L125 133H124ZM129 135V134H128ZM133 135V134H132ZM135 135V134H134ZM140 135H141V133H140ZM35 136V135H34ZM34 136H30V139L29 140H31L32 138L31 137H34ZM41 136H43V134L41 135ZM49 136V135H48ZM51 136H54V135H51ZM62 136H63V134H62ZM113 136V137H114ZM143 136V135H142ZM142 136H140V137H142ZM154 136V135H153ZM158 136V135H157ZM29 137V136H28ZM37 137V136H36ZM39 137V136H38ZM56 137V136H55ZM54 137V138H55ZM71 137H73V135L71 136ZM123 137V136H122ZM126 137L127 136H125L124 137V142H126L127 143V145H130V143H128L127 142V140H126ZM129 137V136H128ZM133 137V136H132ZM131 137V138H132ZM201 137H202V135H201ZM209 137V136H208ZM43 138V137H42ZM50 138V137H49ZM63 138H64V141L63 142H65V144H67V141H68V137L67 136H63ZM81 138V137H80ZM112 138V137H111ZM117 138V137H116ZM121 138V137H120ZM143 138V137H142ZM144 138V139H145ZM154 138V137H153ZM28 139V138H27ZM37 139V138H36ZM44 139V138H43ZM51 139H53V138H51ZM60 139H62V138H60ZM113 139H115V138H113ZM122 139V138H121ZM119 140V139H118ZM134 140H136V139H134ZM151 140H153V139H151ZM192 140H193V137L191 136L190 137V139L188 140V142H187V146H186V149L183 151V154L182 155H179V157H178V159H176V161L174 162V163H171L170 165H155V164H152L151 165V161L149 162H146V164H145V166H140V165H137L136 167H135V165H134V167H135V169H136V173H137V175L139 174L140 175V173H142L143 172V174H142V176L144 177L142 180L144 181V183H146V185L147 184H150V183H152L156 178L157 179H159L160 180V184H163V182L165 181V180H168L169 178H171V179H175L182 171H183V169H186V171L188 172V174H189V172L191 171V165H192V160L190 161V160H188V163L186 164L185 163V158L187 157V156H189V152L191 151V144H192ZM44 141V140H43ZM55 141H57V140H55ZM117 141V140H116ZM121 141V140H120ZM119 141V142H120ZM129 141V140H128ZM141 142H142V140H140ZM35 142H37V141H35ZM38 142H40V140H38ZM50 142H51V140H50ZM50 142L48 141V143L50 144ZM54 141L52 140V144H54L53 143ZM63 142H61V144L63 143ZM70 142V141H69ZM68 142V143H69ZM119 142L117 143V144H119ZM123 142V141H122ZM122 142H120V143H122ZM138 142H139V140H138ZM137 142V143H138ZM140 142V143H141ZM31 143V142H30ZM48 143H46V145H43L44 147H42L41 146V144H39V143H37V144H31V145H28L27 147L25 146V148L22 150V151H20L21 153V156L17 159V160H15V161H10V162H8V164H5L3 167L5 168L4 170L2 169V173H0V208L1 207H4V209H6V208H8V210H4L5 212L2 214V211H0V213L2 214V216H0V218H4L5 219V223L6 222H8L9 220H11L12 222H10V223H13V221L14 220H12V219H14V218H16L17 216H16V214H14L13 215V212H9L10 211V207L12 208V204L14 205V203L16 204V205H19L20 206V208H22L21 207V205H22V203H24L25 202V196L27 195V193H26V191H28V190H33V185H34V183H33V180L35 179L34 177L36 176V168H37V161L39 162V161H43L44 159H47L48 158V149H49V147L52 145H49ZM56 143V142H55ZM126 143H123V144H120L119 146L121 147H123V149H125L126 148ZM132 143H134V142H132ZM147 143V142H146ZM155 143H157V142H155ZM178 143V142H177ZM176 143V144H177ZM57 144V143H56ZM59 144V143H58ZM116 144V143H115ZM148 144V143H147ZM150 144V143H149ZM184 144V143H183ZM47 145H49V146H47ZM69 145H71V144H69ZM140 144H138L137 145V147L139 146ZM201 145H203V146H205V143L204 144H201ZM255 145V144H254ZM253 145V146H254ZM53 146V145H52ZM57 146V145H56ZM113 146V145H112ZM111 146V147H112ZM148 146H150V145H148ZM250 146V145H249ZM257 146V145H256ZM255 146V147H256ZM54 147V146H53ZM58 147H59V145H58ZM64 147H65V145H64ZM63 146H62V149L64 148ZM73 147V146H72ZM72 147L69 149V151L72 149ZM117 147V146H116ZM119 147V148H120ZM136 147V148H137ZM143 147H145L146 148V146H143ZM142 147V148H143ZM160 147V146H159ZM162 147V146H161ZM176 147V146H175ZM180 147V146H179ZM118 148V149H119ZM135 148V147H134ZM203 148V147H202ZM39 149H41L40 150V152L38 151ZM60 149V148H59ZM58 149V150H59ZM127 149H129V147L127 148ZM138 149V148H137ZM254 149H256V148H254ZM50 150H51V148H50ZM55 150V149H54ZM109 150V152L111 151V149H107V151ZM122 150V149H121ZM121 150H120V152H121ZM130 150H131V148H130ZM162 150V149H161ZM160 150V151H161ZM257 153H258V151L260 152V151H262V148L259 146V147H257ZM48 151V152H47ZM52 151V150H51ZM56 151H57V149H56ZM56 151H55V154H56ZM63 151H65V150H63ZM113 151V150H112ZM118 150L116 149V151L115 152H117ZM150 151V150H149ZM148 151V152H149ZM163 151V150H162ZM67 152V151H66ZM65 152V153H66ZM127 153H128V150L126 151ZM159 152V151H158ZM52 153V152H51ZM58 153V152H57ZM61 153V152H60ZM64 153V154H65ZM72 153V152H71ZM113 153V152H112ZM118 153V152H117ZM125 154V155H128V154ZM143 153V152H142ZM234 153V152H233ZM250 153V152H249ZM255 154H256V151L254 152ZM253 153V160H257L258 161V158L260 157V154H254ZM260 153H262V152H260ZM54 154V153H53ZM64 154H63V156H64ZM69 154H70V152H69ZM93 154V153H92ZM114 154V153H113ZM130 154H131V151H130ZM129 154V155H130ZM136 154V153H135ZM151 154V153H150ZM150 154H148V155H150ZM153 154V153H152ZM196 154H197V152H196ZM58 155V154H57ZM60 155V154H59ZM68 155V154H67ZM104 155V154H103ZM102 155V156H103ZM106 155V154H105ZM104 155V156H105ZM109 155V154H108ZM115 155V154H114ZM113 155V156H114ZM124 155V156H125ZM229 155V154H228ZM243 155V154H242ZM251 156H252V153L250 154ZM262 155V154H261ZM264 155V154H263ZM54 156V155H53ZM69 156V155H68ZM67 156V157H68ZM77 156V155H76ZM94 156H96L95 154H93V157ZM123 156V157H124ZM133 156V155H132ZM135 156V155H134ZM138 156V155H137ZM141 156H143L142 154H141ZM197 156V155H196ZM238 156H239V154H238ZM240 156H241V154H240ZM66 157V156H65ZM66 157V158H67ZM74 157H75V154H74ZM97 157V156H96ZM96 157H95V159H96ZM110 157V156H109ZM117 157V156H116ZM122 157V158H123ZM146 157H147V154H146ZM149 157V156H148ZM176 157V156H175ZM195 157V156H194ZM193 157V158H194ZM246 157V156H245ZM52 158V157H51ZM54 158V157H53ZM57 158V157H56ZM56 158H54L55 160H56ZM76 158V157H75ZM142 158H144V157H141V159ZM244 158V157H243ZM50 159V158H49ZM62 159V158H61ZM68 159H70V158H68ZM68 159H66V161L68 160ZM77 159V158H76ZM98 159V158H97ZM99 159H101V157L99 158ZM130 159H131V157H130ZM134 159V158H133ZM136 159V158H135ZM140 159V161H142ZM148 159V158H147ZM152 159H153V157H152ZM224 159V158H223ZM222 159V160H223ZM250 159V158H249ZM59 160V159H58ZM64 160V159H63ZM63 160H61V161H63ZM123 160H125V159H123ZM137 161H138V159H136ZM150 160V159H149ZM154 160V159H153ZM222 160H220V161H222ZM252 160V159H251ZM260 160H261V158H260ZM50 161V160H49ZM51 161H53V160H51ZM72 161V160H71ZM112 161H113V158H112ZM115 161V163L118 161V159L116 160H114ZM122 161V159L120 160V162ZM139 161V162H140ZM155 161V160H154ZM226 161V160H225ZM55 162H57V160L55 161ZM68 162H69V160H68ZM74 162V161H73ZM72 162V163H73ZM77 162V161H76ZM87 162V161H86ZM88 162V163H89ZM95 162V161H94ZM111 162V161H110ZM119 162V163H120ZM130 162L131 163H134V161H132V159L130 160ZM51 163V162H50ZM59 163H60V161H59ZM67 163V162H66ZM70 163V162H69ZM83 163V162H82ZM122 163H124V162H121V164ZM136 163V162H135ZM134 163V164H135ZM205 163V162H204ZM221 163V162H220ZM250 163H252V161L250 162ZM254 163V162H253ZM262 163V162H261ZM44 164V163H43ZM56 164H58V162L56 163ZM61 165H62V162L60 163ZM78 164H79V162H78ZM80 164H81V161H80ZM96 164V163H95ZM95 164H94V166H95ZM98 164V163H97ZM111 164V163H110ZM114 164V163H113ZM46 165V164H45ZM60 165V166H61ZM91 165V164H90ZM90 165H89V167H90ZM118 165V164H117ZM120 165V164H119ZM118 165V167H120ZM128 165H130L129 163H127V167H129ZM133 165V164H132ZM221 165V164H220ZM225 165V164H224ZM229 165V164H228ZM233 165V164H232ZM232 165H229V166H231L232 167ZM242 165V164H241ZM245 165V164H244ZM251 165V166H250ZM259 165L261 166V164H257L256 162L254 163V164H249V168L244 172V179L249 183V186L251 185L253 188H255V190L256 189H260L259 191H260V193L262 192V194L264 195V170L262 171V169L259 167ZM39 166V165H38ZM59 166V167H60ZM70 166H71V164H70ZM84 166V165H83ZM203 166V165H202ZM42 167V166H41ZM43 167H44V165H43ZM78 167H80V166H78ZM81 167H82V165H81ZM81 167H80V169H81ZM85 167V166H84ZM106 167H108V166H106ZM118 167H116V168H118ZM220 167V166H219ZM224 167V166H223ZM242 167V166H241ZM49 168V167H48ZM54 168V167H53ZM63 168V167H62ZM67 168V164H65V166H64V169H66ZM73 168V167H72ZM98 168L99 167H97V170H98ZM226 168V167H225ZM229 168V167H228ZM263 168V167H262ZM39 169V168H38ZM44 169V168H43ZM57 169H58V167H57ZM79 169V170H80ZM102 168H100L99 170L100 171H102L101 170ZM104 169V168H103ZM125 169V168H124ZM129 169V168H128ZM201 169V168H200ZM205 169H206V167H205ZM218 169V168H217ZM78 170V169H77ZM77 170H71L72 172L70 173V176H69V179L72 181V179H74L76 176H77V173H79V172H77ZM85 170H86V167H85ZM130 170V169H129ZM144 170V171H143ZM202 170V169H201ZM220 170V169H219ZM226 170V169H225ZM45 171L47 172V170L45 169ZM44 171V172H45ZM50 171V170H49ZM56 171V170H55ZM91 171H93V169L91 170ZM123 171V170H122ZM135 171V170H134ZM194 171V170H193ZM222 171V170H221ZM231 171V170H230ZM238 171V170H237ZM41 172V171H40ZM43 172V173H44ZM59 171H57L56 173H58ZM80 172H81V170H80ZM89 172V171H88ZM87 172V173H88ZM129 172V171H128ZM127 172V173H128ZM200 172V171H199ZM213 172H217L216 171V169L213 171ZM226 172V171H225ZM50 173V172H49ZM86 173V174H87ZM91 173V172H90ZM122 173V172H121ZM126 173V174H127ZM183 173V172H182ZM205 173H206V170H205ZM209 173H210V171H209ZM42 174V173H41ZM40 174V175H41ZM65 174V173H64ZM67 174V173H66ZM66 174H65V177H66ZM80 174V173H79ZM95 174V173H94ZM124 174V173H123ZM126 174H124V175H126ZM186 174V173H185ZM235 173L233 172V175H234ZM37 175H39V174H37ZM45 175V174H44ZM63 175V174H62ZM61 175V176H62ZM80 175H82V174H80ZM108 175V174H107ZM198 175V174H197ZM218 175V174H217ZM237 175V174H236ZM60 175L58 176V178L59 177H61ZM90 176V175H89ZM91 176H93V175H91ZM102 176V174L100 175V177ZM105 176V175H104ZM110 176V175H109ZM109 176H107V177H109ZM209 176V175H208ZM212 176V174L208 177V178H210ZM215 176V175H214ZM213 176V178H215ZM37 177V176H36ZM39 177H41V176H39ZM45 177H46V175H45ZM68 177V176H67ZM66 177V178H67ZM88 177V176H87ZM100 177H98V178H100ZM103 177V176H102ZM106 177V176H105ZM120 177H121V175H120ZM123 177H125V176H123ZM123 177H121L122 179H120V181H119V183H118V179H116V180H114L113 181V185L112 186H114L115 185V187H116V189L115 188H113V187H111L110 185L109 186H107V185H105V184H103L104 186V188H105V190H106V193H104V195H105V198H103L102 199V204L100 205L101 206V208L104 210V212H110V210H113V208H114V205H111V204H109V202L110 201H108L107 199H108V197L109 196H111V195H113V194H116L117 192H119L120 194L121 193H123V187H125V182H124V180H123ZM128 177V176H127ZM126 177V178H127ZM135 177V176H134ZM196 177V176H195ZM223 177V176H222ZM34 178V179H33ZM42 178V177H41ZM82 178H83V176H82ZM82 178H79L80 180L82 179ZM113 178V177H112ZM185 178V177H184ZM188 178H189V175H188ZM191 178H192V176H191ZM220 178V177H219ZM225 178V177H224ZM237 178V177H236ZM61 179V178H60ZM193 179V178H192ZM195 179V181H196V178H194ZM218 178L216 177V180H217ZM42 180V179H41ZM41 180H39V181H41ZM44 180V179H43ZM51 180V179H50ZM62 180H63V178H62ZM80 180H78V181H80ZM83 180H85V179H83ZM87 180V179H86ZM86 180H85V182H86ZM91 181H92V179H90ZM89 180V182H91ZM127 180V179H126ZM191 180V179H190ZM207 180V179H206ZM215 180V179H214ZM37 181V180H36ZM52 181V180H51ZM76 181V180H75ZM88 181V180H87ZM101 181V180H100ZM104 181V180H103ZM184 181V180H183ZM213 181V180H212ZM236 181V180H235ZM38 182V181H37ZM85 182L83 183V184H85ZM88 182V183H89ZM170 182V181H169ZM179 182H180V180H179ZM207 182V181H206ZM210 182V181H209ZM214 182V181H213ZM220 182V181H219ZM238 182V181H237ZM240 182V181H239ZM243 182V181H242ZM87 183V182H86ZM190 183V182H189ZM199 183V182H198ZM204 183V182H203ZM244 183V182H243ZM43 184V183H42ZM41 184V185H42ZM45 184H46V182H45ZM64 184V183H63ZM77 184V183H76ZM75 184V185H76ZM107 184V183H106ZM196 184V183H195ZM212 184V183H211ZM233 184V186L235 185L234 183H232ZM240 184V183H239ZM238 184V185H239ZM40 185V186H41ZM48 185H49V183H48ZM86 185V184H85ZM89 185V184H88ZM94 185V184H93ZM164 185V184H163ZM162 185V186H163ZM176 185V184H175ZM194 185V184H193ZM215 185H216V183H215ZM230 185V184H229ZM228 185V186H229ZM241 185H244V184H241ZM46 186V185H45ZM52 186H53V184H52ZM57 186V185H56ZM68 186V185H67ZM70 186V185H69ZM69 186L67 187V188H69ZM73 186V185H72ZM100 186H102V185H100ZM217 186V185H216ZM249 186H247V187H249ZM250 186V187H251ZM38 187H39V185H38ZM66 187V186H65ZM64 187V188H65ZM81 187V186H80ZM132 187V186H131ZM140 187V186H139ZM164 187V186H163ZM189 187V186H188ZM194 187V186H193ZM209 187V186H208ZM230 187V186H229ZM235 187V186H234ZM247 187H245V188H247ZM36 188V187H35ZM35 188H34V190H35ZM41 188H43L42 186H41ZM102 188V187H101ZM176 188V187H175ZM199 188V187H198ZM216 188V187H215ZM228 188V187H227ZM37 189V188H36ZM60 189V188H59ZM66 189V188H65ZM131 189V188H130ZM200 189H201V187H200ZM237 189H239V188H237ZM244 189V188H243ZM250 189V188H249ZM33 190V191H34ZM39 190V189H38ZM52 190H53V188H52ZM58 190V189H57ZM162 190V189H161ZM160 190V191H161ZM242 190V189H241ZM41 191H42V189H41ZM46 191V190H45ZM61 191V190H60ZM68 191V190H67ZM66 191V192H67ZM74 191V190H73ZM75 191H77V190H75ZM169 191V190H168ZM172 191H174V190H172ZM250 191V190H249ZM249 191L247 192V193H249ZM258 191V190H257ZM258 191V192H259ZM36 192V191H35ZM34 192V193H35ZM40 192V191H39ZM43 192V191H42ZM42 192H41V194H42ZM65 192V193H66ZM69 192V191H68ZM78 193H76L75 195H70L69 197H67L65 200H64V198H63V204L65 203V208L64 207H62V208H56L55 210H53V211H51V213H49V214H47V213H44L45 214V216L43 217V219L39 222V223H37V226H38V232H37V235H35L34 236V240H32V241H34V243L33 244H31L30 245V247H29V249H28V252H27V254H28V258H29V264H54L55 263V261H56V259H57V256H58V253H61V252H59V249H61L64 245H65V243H64V245L62 246L61 245V243H62V235H63V232L65 231V229H66V227H68L69 226V222L72 220V218H74L75 219V221L76 222H83V224L85 225V226H87L88 225V221L89 222H91V223H93V211L94 210H92V207L93 206H91V202L95 199V197H96V194L97 193H95V188H93V186H84L82 189H80V191H77ZM101 192V191H100ZM189 192V191H188ZM194 192V191H193ZM195 192H197V189H196V191ZM200 192V191H199ZM235 192H237L236 190H235ZM43 193H45V192H43ZM57 193V192H56ZM63 193V192H62ZM61 193V194H62ZM160 193H163V190H162V192H160ZM165 193V192H164ZM163 193V198L165 197V194ZM203 193H205L204 191H203ZM203 193H201V194H203ZM68 194V193H67ZM125 194V193H124ZM121 195L120 197H123V198H125L126 197V195H127V193L125 194V195ZM183 194V193H182ZM186 193H184L183 195H185ZM196 194V193H195ZM194 194V195H195ZM210 194V193H209ZM208 194V195H209ZM214 194H216V193H214ZM37 195V194H36ZM66 195V194H65ZM188 195V194H187ZM190 195H191V193H190ZM204 195V194H203ZM217 195V194H216ZM219 195H221V194H219ZM42 196V195H41ZM46 196H47V194H46ZM61 196V195H60ZM107 196V197H106ZM199 196V195H198ZM215 196V195H214ZM213 196V198H215ZM224 196V195H223ZM223 196H222V200H224L225 198L227 199V198H229V197H225L224 199H223ZM231 196V195H230ZM261 196V195H260ZM43 197H44V195H43ZM115 197V196H114ZM197 197V196H196ZM199 197H201V196H199ZM206 197H208V196H206ZM219 197V196H218ZM259 197V196H258ZM264 197V196H263ZM35 198V197H34ZM34 198H32V199H34ZM47 198V197H46ZM45 198V199H46ZM123 198H120V199H123ZM160 198L161 197H159V199L158 200H160ZM180 198H181V196H180ZM189 198H190V196H189ZM191 198H194V197H191ZM190 198V199H191ZM220 198V197H219ZM111 199V198H110ZM187 199V198H186ZM185 199V200H186ZM189 199V200H190ZM225 199V201H226V203H227V201L228 200H226ZM230 199V198H229ZM258 199H260V198H258ZM59 200V199H58ZM164 200V199H163ZM180 200V199H179ZM188 200V201H189ZM197 200V199H196ZM216 200V199H215ZM26 201H28V200H26ZM34 201V200H33ZM54 201H55V199H54ZM60 201V200H59ZM184 201V200H183ZM191 201V200H190ZM220 203H219V202ZM218 203L221 205L222 203H224L223 201H222V203H221V201H220V199H218ZM233 201V200H232ZM232 201H230V202H232ZM32 202V201H31ZM36 202V201H35ZM57 202V201H56ZM97 201H95V203H96ZM100 202H101V200H100ZM165 202V201H164ZM177 202V201H176ZM185 202V201H184ZM195 202H198V201H195ZM195 202H193V203H195ZM201 202V201H200ZM111 203V202H110ZM123 203V202H122ZM155 203H158V202H155ZM161 203H163V202H161ZM191 203V202H190ZM233 203H234V201H233ZM54 205H55V202L53 203ZM153 204V203H152ZM170 204V203H169ZM185 204V203H184ZM218 204V205H219ZM230 203H228V205H229ZM33 205V204H32ZM40 205V204H39ZM42 205V204H41ZM50 205H52V204H50ZM50 205H49V207H50ZM57 205H58V203H57ZM159 205V204H158ZM183 205V204H182ZM216 205H217V203H216ZM217 205V206H218ZM230 205H232V204H230ZM229 205V206H230ZM43 206V205H42ZM62 206V205H61ZM177 206V205H176ZM188 206V205H187ZM228 206V207H229ZM30 207V206H29ZM39 207V206H38ZM38 207H37V209H38ZM46 207V206H45ZM56 207V206H55ZM158 207V206H157ZM156 207V208H157ZM184 207V206H183ZM208 207L209 208H214L215 207V202L214 201H210L209 202V205H208ZM219 208H220V206H218ZM232 207V206H231ZM230 207V208H231ZM47 208H48V205H47ZM52 208H54L53 206H52ZM151 208H155V207H152L151 206ZM225 208V207H224ZM229 208V209H230ZM14 209H15V206H14ZM13 209V210H14ZM28 209V208H27ZM2 210V209H1ZM22 210V209H21ZM26 210V209H25ZM33 210V209H32ZM156 210V209H155ZM158 210V209H157ZM222 210V209H221ZM240 210V209H239ZM36 211H38V210H36ZM45 211V210H44ZM102 211V210H101ZM216 211H217V209H216ZM220 211V210H219ZM218 211V212H219ZM16 212V211H15ZM19 212V211H18ZM23 212V211H22ZM25 212V211H24ZM34 212V211H33ZM39 212V211H38ZM177 212V211H176ZM190 212H192V211H190ZM223 212V211H222ZM224 212H225V210H224ZM236 212V211H235ZM238 212V211H237ZM41 214H43V212H40ZM183 213V212H182ZM231 213V212H230ZM239 213V212H238ZM0 214V215H1ZM193 213H191V215H192ZM216 214V213H215ZM241 214V213H240ZM21 215V214H20ZM28 215V214H27ZM38 215V214H37ZM110 215V214H109ZM190 215V214H189ZM200 215H203V214H200ZM222 214H220V217H222L221 216ZM230 215H232V214H230ZM229 215V216H230ZM237 215V214H236ZM23 216L25 217V215H22V219H23ZM30 216V215H29ZM39 216V215H38ZM43 216V215H42ZM213 216V215H212ZM235 215H233V217H234ZM240 216V215H239ZM19 217V216H18ZM28 217V216H27ZM41 217V216H40ZM195 218H196V216H194ZM201 217V216H200ZM228 217V216H227ZM231 217V216H230ZM232 217V218H233ZM252 217V216H251ZM21 218V217H20ZM37 218V217H36ZM193 218V216H191V219ZM195 218H194V220H195ZM207 218H208V216H207ZM215 218V217H214ZM218 218V217H217ZM223 218V217H222ZM31 219V218H30ZM39 219V218H38ZM188 219H190V217H188ZM210 219V218H209ZM213 219V218H212ZM224 219H226V218H224ZM228 219V218H227ZM227 219H226V221L225 222H227ZM236 218H234V221L232 220V222L230 223V225H229V227L227 228V229H225V236H224V239L226 238V239H230V234H231V232L233 233H235V235L237 236V238H238V240L239 241H241L242 243H244V244H247V246L248 245H250V244H252V243H254L255 245H256V243H259V242H256V238L257 239H259V238H261L262 236H261V234L263 233V231H264V228H256L255 227V229H253L252 231H245L244 229H243V227H244V223H248V219L249 218H247V219H241V220H239L238 218H237V220H235ZM193 220V221H194ZM4 220H2V222H3ZM17 221V220H16ZM73 221V220H72ZM95 221V220H94ZM188 221V220H187ZM197 221H199V220H197L196 219V221L195 222H197ZM213 221H215V220H213ZM17 222H19V221H17ZM16 222V223H17ZM30 222H31V220H30ZM36 222V221H35ZM74 222V221H73ZM167 222V221H166ZM177 222V221H176ZM184 223H185V221H183ZM182 222V223H183ZM190 222V221H189ZM209 222H211V221H209ZM216 222V221H215ZM223 222H224V220H223ZM20 223V222H19ZM18 223V224H19ZM27 223H29V221L27 220ZM187 223V222H186ZM206 223V222H205ZM217 223V222H216ZM3 224V223H2ZM7 224H9V223H7ZM14 224V223H13ZM12 224V225H13ZM21 224V223H20ZM158 224V223H157ZM159 224H161V223H159ZM188 224H191V223H188ZM196 224H198V223H196ZM200 224V223H199ZM208 224V223H207ZM210 224V223H209ZM208 224V225H209ZM10 226V227H13V226ZM31 225V224H30ZM81 225V224H80ZM186 225V224H185ZM207 225V226H208ZM216 225V224H215ZM218 225V224H217ZM6 226V225H5ZM70 226H73V228H74V225L73 224H71ZM180 226V225H179ZM186 226H188V225H186ZM193 226V225H192ZM194 226H195V223H194ZM214 226V225H213ZM223 226H226L225 224L223 225ZM228 226V225H227ZM10 227H7V228H10ZM14 227H16V226H14ZM13 227V228H14ZM23 227V226H22ZM31 227V226H30ZM33 227V226H32ZM77 227V226H76ZM154 227V226H153ZM180 227H182V225L180 226ZM221 227V226H220ZM13 228H10V230L11 229H13ZM72 228V227H71ZM86 228V227H85ZM196 228V227H195ZM203 228H204V226H203ZM214 228H215V226H214ZM213 228V229H214ZM226 228V227H225ZM68 229H69V227H68ZM79 229V228H78ZM80 229H81V227H80ZM146 229V228H145ZM194 228H192V230H193ZM199 229H201V227L199 228ZM199 229H198V231H199ZM206 229V228H205ZM217 229V228H216ZM223 229H224V227H223ZM4 230H6L5 229V227H4ZM34 230H35V227H34ZM74 230H75V228H74ZM86 230H87V228H86ZM148 230H150V229H147V231ZM202 230V229H201ZM200 230V231H201ZM209 230V229H208ZM9 231V230H8ZM14 231V229L13 230H11V233ZM19 231V230H18ZM71 231H72V229H71ZM83 231V230H82ZM191 231V230H190ZM203 231V230H202ZM10 232V231H9ZM68 232V231H67ZM86 232V231H85ZM196 232V231H195ZM194 232V233H195ZM205 232V231H204ZM3 233V232H2ZM16 233V232H15ZM30 233V232H29ZM65 233V232H64ZM71 233V232H70ZM76 233V232H75ZM78 233V232H77ZM77 233L75 234V235H77ZM144 233V232H143ZM177 233V232H176ZM206 233V232H205ZM208 233H210V232H208ZM1 234V233H0ZM31 234V233H30ZM30 234H29V236H30ZM34 234V233H33ZM86 234V233H85ZM222 234H223V232H222ZM15 235V234H14ZM18 235V234H17ZM80 235H81V232H80ZM204 235V234H203ZM211 235V234H210ZM11 236V235H10ZM19 236V235H18ZM24 236V235H23ZM27 236V235H26ZM70 236H72L71 234H70ZM118 236H119V234H118ZM4 237V236H3ZM65 237H68L69 238V235L68 236H66L65 235ZM75 237H77V236H75ZM81 237H83V236H81ZM200 237V236H199ZM207 237H209V236H207ZM231 237H232V235H231ZM5 238V237H4ZM8 238H10L9 236H8ZM16 238V237H15ZM22 238V237H21ZM220 238H221V235H220ZM75 239V238H74ZM85 239V238H84ZM84 239H82V240H84ZM165 239V238H164ZM167 239V238H166ZM165 239V240H166ZM262 239V238H261ZM5 240V239H4ZM15 240V239H14ZM31 240V239H30ZM71 240L73 241V239H72V237H71ZM81 240V239H80ZM118 240V239H117ZM162 240V239H161ZM0 241H2V239H0ZM12 241V240H11ZM18 241V240H17ZM22 241V240H21ZM20 241V242H21ZM65 241H67V240H65ZM148 241V240H147ZM167 241V240H166ZM172 241V240H171ZM226 241H228V240H226ZM235 241V240H234ZM236 241H237V239H236ZM238 241V242H239ZM260 241V240H259ZM76 242V241H75ZM74 242V243H75ZM114 242H115V240H114ZM119 242H120V240H119ZM118 241H117V243H119ZM145 242V241H144ZM162 242H164V241H162ZM170 242V241H169ZM262 242V241H261ZM16 243H18V242H16ZM81 243V242H80ZM263 243V242H262ZM10 244V243H9ZM22 244V243H21ZM78 244V243H77ZM76 244V245H77ZM82 244V243H81ZM123 244V243H122ZM122 244H120V245H122ZM125 244V243H124ZM140 244V243H139ZM168 244H170V243H168ZM238 243L236 242V245H237ZM1 245V244H0ZM18 245V244H17ZM79 245V244H78ZM107 245V243H104V245H101L99 248H97L98 250L97 251H99V252H101L100 250L104 247V246H106ZM130 245V244H129ZM147 245V244H146ZM158 245V244H157ZM163 245H164V243H163ZM166 245V244H165ZM239 245V244H238ZM243 245V244H242ZM253 245V244H252ZM259 245V244H258ZM262 245V244H261ZM11 246H14V243H13V245H11ZM19 246H20V244H19ZM62 246V247H61ZM124 246V245H123ZM140 246V245H139ZM142 246L144 247L145 246V244L143 245L142 244ZM231 246V245H230ZM235 246V245H234ZM244 246V245H243ZM61 247V248H60ZM72 247V246H71ZM70 247V248H71ZM78 247V246H77ZM111 247H116V246H111ZM119 247V246H118ZM165 247V246H164ZM186 247V246H185ZM196 247V246H195ZM236 247V246H235ZM249 247V246H248ZM250 247H252L251 245H250ZM5 248V247H4ZM12 248V247H11ZM15 248V247H14ZM74 248V247H73ZM75 248H76V246H75ZM74 248V249H75ZM113 248V249H114ZM228 248V247H227ZM237 248H238V246H237ZM237 248H235V249H237ZM243 248V247H242ZM257 248V247H256ZM256 248L255 249H253V250H251V251H248V250H245V247H244V249H239V250H237V252H233L232 253V251H230V253L231 254H229L228 255V253H227V256H226V258H225V260H232V259H234L235 257H238L239 256V258H238V260H240V263L239 264H261V257L259 256V255H257V250H256ZM261 248V247H260ZM6 249L7 248H5L4 250L6 251ZM16 249H17V247H16ZM19 249V248H18ZM63 249V248H62ZM69 249V248H68ZM78 249V248H77ZM118 249H120V247L118 248ZM233 249V248H232ZM258 249V248H257ZM21 250V249H20ZM26 250V249H25ZM116 250V249H115ZM114 250V251H115ZM121 250V249H120ZM139 250V249H138ZM194 250V249H193ZM224 250V249H223ZM234 250V249H233ZM2 251V250H1ZM5 251L3 252L4 254H5ZM68 251V250H67ZM75 251V250H74ZM73 250H70L69 252H68V256H70V258H71V256L73 255V252H74ZM116 251H118V250H116ZM137 251V250H136ZM140 251V250H139ZM143 251V250H142ZM192 251V250H191ZM20 252V251H19ZM24 252V251H23ZM103 252H105V251H103ZM109 252V251H108ZM123 252V251H122ZM158 252V251H157ZM196 252V251H195ZM227 252V251H226ZM14 253V252H13ZM82 253H85V251H83ZM111 253H112V251H111ZM120 253V252H119ZM194 253V252H193ZM215 253V252H214ZM259 253V252H258ZM1 254V253H0ZM104 254V253H103ZM102 254V255H103ZM121 254V253H120ZM131 254H132V252H131ZM11 255V254H10ZM67 255V254H66ZM106 255V254H105ZM105 255H103V256H105ZM112 256H113V254H111ZM111 255H110V257H111ZM115 255V254H114ZM225 255H226V253H225ZM3 256V255H2ZM1 256V257H2ZM19 256V255H18ZM98 256V255H97ZM138 256H140V255H138ZM215 256H217V255H215ZM0 257V258H1ZM26 257V256H25ZM59 257H60V255H59ZM108 257H109V254H108ZM135 257V256H134ZM183 257H184V255H183ZM191 257V256H190ZM3 258V257H2ZM4 258H7V257H4ZM4 258H3V260H4ZM12 258V257H11ZM100 258V257H99ZM138 258V257H137ZM142 258V257H141ZM188 258H189V256H188ZM213 258H215V257H213ZM219 259H220V257H218ZM8 259H10L9 257H8ZM17 259V258H16ZM102 259V258H101ZM110 259V258H109ZM201 259H203V258H201ZM206 259V258H205ZM217 259V258H216ZM222 259V261H225L224 259H223V257L221 258ZM237 259V258H236ZM2 260V259H1ZM25 260V259H24ZM104 260V259H103ZM212 260V259H211ZM218 260V259H217ZM6 261V260H5ZM101 261V260H100ZM136 261V260H135ZM201 261V260H200ZM221 260H219V262H220ZM3 262V261H2ZM2 262H0V263H2ZM7 262V261H6ZM6 262H3V263H5L6 264ZM11 262H13V260L11 261ZM10 262V263H11ZM179 262H181V261H179ZM263 262V261H262ZM2 263V264H3ZM19 263V262H18ZM123 263V262H122ZM133 263V262H132ZM142 264H143V262H141ZM140 263V264H141ZM145 264H146V261L144 262ZM216 263V262H215ZM235 263H237L238 264V261L236 262V260H235ZM234 263V264H235ZM264 263V262H263ZM61 264V263H60ZM99 264V263H98ZM104 264V263H103ZM208 264V263H207ZM210 264H212V263H210ZM224 264V263H223Z\"/></svg>", "mask_w": 264, "mask_h": 264}]
</instances>
